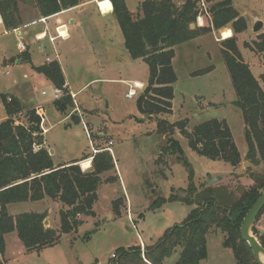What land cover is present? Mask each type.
Masks as SVG:
<instances>
[{
    "label": "rangeland",
    "instance_id": "374dc122",
    "mask_svg": "<svg viewBox=\"0 0 264 264\" xmlns=\"http://www.w3.org/2000/svg\"><path fill=\"white\" fill-rule=\"evenodd\" d=\"M142 1L126 0V3L131 11L137 12ZM174 1L179 4L185 2ZM232 1L249 22L248 29L237 34L239 49L255 77L260 78L264 73V60L245 43L253 42L264 32V28L258 33L253 31L256 19L264 21V0ZM18 7L24 22L19 28L27 31L23 39L29 44L32 61L18 62L22 54L17 48L20 36L17 31H6V27L0 24V121L7 118L1 94L15 93L24 106L17 123L27 122V110L30 108L45 109L42 121L45 146L50 144L54 149L52 156L55 164L92 155L99 148L109 147L111 150L112 147L116 169L102 174L104 181L98 187V198L94 204L96 215L82 216L84 222L77 232L63 234L57 245L40 253L23 251L17 232L8 233L5 238L8 251L1 256L6 258L5 264H108L118 258L113 254H117L120 248L128 249L143 243L141 247L144 251L145 246L154 244L170 228L182 224L193 206L171 201L170 197L173 194L184 195V189L189 185V169L177 159V155L164 151L171 135L179 140L193 170L194 182L199 187L209 184L239 187V182L246 184L247 180L253 181L249 176L252 170L264 173V163L258 168L256 166L259 165L250 164L248 160L245 169L241 166L233 173L236 169L232 165L210 160L195 152L181 130L176 129L173 134L158 130L160 120L170 123L187 120L189 131L210 119L226 120L239 150H247L244 118L241 109L234 103L237 96L223 56L222 40L216 39L217 36L221 39V35L207 33L175 47L173 65L177 81L174 84L173 112L149 117L137 107V98L143 90H138L133 98L126 97L134 80L142 82L144 89L147 87L150 70L145 61L130 56L119 24L99 20L93 6L66 12L62 20L68 24L70 37L57 39L55 46L60 52L58 60L65 69L69 89L76 95L74 99L70 93L73 105L62 112L54 104L56 87L31 75V65L46 62V55L56 59L49 39L36 40L35 35L42 31L37 27H28L27 20L37 14L34 1L18 0ZM207 7L204 6L202 15L210 23L211 14L208 15ZM73 15L78 17L75 23L70 22ZM96 19L109 24L100 31L102 38L92 26ZM51 21L54 23L55 19ZM43 45L44 50L41 51L39 46ZM11 57L13 59H9ZM207 68L211 69L196 74V71ZM261 84L264 88L263 82ZM43 91L47 94L44 95ZM64 92L62 90V96ZM82 161L79 163L84 170ZM235 174L240 175L234 177ZM112 175H119V179L105 181ZM229 177L234 183H227L226 178ZM215 178L217 180L212 181ZM118 198H122L124 204L121 205L120 215L114 211V201ZM63 208L66 206L62 202L48 197L8 205L11 215L46 212L47 219L51 221L46 226L53 228L60 227V211ZM86 234L90 238L86 239ZM224 239L222 231L208 234L209 256L201 264H237L233 251L224 246ZM181 250L178 247L163 264H175Z\"/></svg>",
    "mask_w": 264,
    "mask_h": 264
},
{
    "label": "trees",
    "instance_id": "16d2710c",
    "mask_svg": "<svg viewBox=\"0 0 264 264\" xmlns=\"http://www.w3.org/2000/svg\"><path fill=\"white\" fill-rule=\"evenodd\" d=\"M43 17L52 16L76 7L80 0H33ZM113 6H112V3ZM114 16L122 30L124 45L133 59H142L150 70L148 85L137 98V107L143 114L153 117L173 112L174 84L177 74L173 59L175 47L213 29L222 32V52L227 63L237 99L234 103L241 109L245 122V138L248 145L246 159L253 165L264 162V73L255 77L250 65L245 62L237 43V34L248 29V22L233 5L232 0H185L177 6L174 0H143L137 12L129 9L126 0H111ZM203 2L211 14V24L196 25L203 14ZM0 15L6 30L21 27L18 0H0ZM232 30H231V29ZM246 47L260 54L264 60V32ZM24 59L30 54L25 52ZM211 68L196 71L202 74ZM35 70L44 74L56 88L64 90L54 104L65 112L73 99L66 89V79L57 60L47 62ZM7 118L0 122V264L6 249L5 236L17 232L27 253H40L57 245L63 234L77 232L83 224L82 216H95L94 204L98 187L104 181L102 174L116 169V161L109 147L99 148L92 155L84 156L67 164L55 166L53 156L45 146L42 117L35 108L27 110V122L17 123L24 106L20 99L8 93L1 94ZM187 120L170 123L160 120L158 130L173 134L181 130L189 146L199 155L213 161H222L237 167L242 155L233 132L226 120L210 119L187 129ZM34 145L38 150H34ZM164 151L177 155V159L189 169V185L184 195L173 194L171 201H180L193 206L182 224L170 228L152 245L120 248L108 264H163L178 247L181 255L175 264H201L208 257V233L219 229L225 234L224 246L233 251L237 264H258L248 242L241 236V225L246 213L264 190V173L250 172L251 184L237 183L197 186L193 170L178 139L169 137ZM87 159V160H85ZM84 169L82 170L79 162ZM119 175L109 176L114 182ZM46 197L62 202L66 208L60 211V227H47L46 212H23L11 215L8 205L39 201ZM125 201V198H124ZM123 199L114 201L116 215L121 214ZM264 214V209L260 218ZM258 217V221L259 218ZM253 233L264 246V234L253 227ZM90 238L89 234L84 236Z\"/></svg>",
    "mask_w": 264,
    "mask_h": 264
},
{
    "label": "crops",
    "instance_id": "0c3cea01",
    "mask_svg": "<svg viewBox=\"0 0 264 264\" xmlns=\"http://www.w3.org/2000/svg\"><path fill=\"white\" fill-rule=\"evenodd\" d=\"M110 1L111 0H80V4L78 5V6H76V7H73V8H70V9H67V10H64V11H62V12H59V14L57 15V16H48V17H43V16H41L40 15V13H39V10H38V8L37 7H35L34 8V11L35 12H37V14H36V16L34 17V18H32L31 20H27V24H28V27H37V28H39V31H47L48 32V34L51 36V35H54V27H55V22L54 23H52V21H51V19H55V21H56V19H61L62 20V17H63V15H65V13L66 12H69V11H76V10H79V9H81V8H84V7H87V6H93V10H94V12H96L97 14H98V18H99V20H102V21H106V22H108V21H112V22H117V20H116V18H115V16H114V12H113V10H114V7H112L113 6V3H112V1H111V3H112V6H111V4H110ZM98 2H100L101 4H102V6H103V8L104 9H109L108 10V12H103L102 10H100V8H99V6H98ZM176 3V2H175ZM176 5L177 6H180V5H182V4H179V3H176ZM205 7H206V5H205ZM208 13V15H209V12H207ZM97 14H96V16H97ZM42 18H46V23L45 22H43V21H40V19H42ZM77 15H73L71 18H70V22L71 23H75L76 21H77ZM201 19V20H200ZM98 19H96V20H94V22L92 23V26H93V28L95 29V31H96V33H97V35L99 34V35H101V38H102V34H101V30H104V28H107L108 26H109V24L108 23H106V25L103 23V22H100ZM118 23V22H117ZM0 24H3L4 25V23H3V19H2V16L0 15ZM54 24V25H53ZM208 25V23L206 22V20H205V16L204 15H201V16H199L198 17V19H197V23H196V25H198V26H205V25ZM248 26H249V22H248ZM227 28H229V27H226V28H223V29H220V30H215V29H213L211 32H209V33H218L219 35H221V39L219 38V36H217V40L218 41H220V40H223L222 39V32H223V30H225V29H227ZM34 29V28H33ZM231 29V28H230ZM232 30V29H231ZM6 31H10V30H6ZM13 31H17V33H18V35L20 36V38L21 39H23V34H24V32L25 33H27V31H23V29H21V28H17V29H14ZM243 33V32H242ZM70 34V33H69ZM200 37V36H199ZM48 39H49V37H47ZM198 38V37H197ZM46 39V38H45ZM96 39V38H95ZM194 39H196V38H194ZM24 40V39H23ZM193 40V39H192ZM41 41V40H40ZM39 41V42H40ZM190 41V40H189ZM18 42H19V40H18ZM18 42H17V44H18ZM49 42H50V44L52 45V47H51V45H50V47L52 48V50L54 51V53H55V56H56V59H53L52 61H54V60H57L59 63H60V65H61V67H62V70H63V72H64V75H65V79H66V84H65V87H66V89H68V91H69V93H72L73 95H74V99H75V93H73L70 89H69V82H68V80H67V78H66V74H65V69H64V67H63V65H62V63H61V61H59L58 59H59V57H60V52L57 50V48H56V46H55V42H51L50 40H49ZM45 47H47L46 46V44H45ZM17 48H18V45H17ZM39 49L41 50V51H43L44 50V45L43 46H39ZM19 50V49H18ZM20 52V51H19ZM28 53L30 54V59L29 60H26V59H24V56H25V53L24 54H21V56L19 57L20 58V60L18 61V62H23V61H25V62H31L32 61V54H31V52H29L28 51ZM48 57V55H46V58ZM9 59H13V57H11V58H9ZM8 59V60H9ZM48 61H46V62H43L42 64H39V65H35V64H32L31 65V75L34 77H38V78H41V79H44L45 80V82H48V83H51L52 85H54L44 74H42V73H39L38 71H36L35 70V67H39V66H41V65H43V64H45V63H47ZM25 76L27 77V75L25 74ZM134 81H136V80H134ZM137 82H139V83H142V82H140V81H137ZM8 94H11V95H14V96H16V97H18L19 99H20V96L19 95H16L15 93H12V92H8ZM20 101H21V99H20ZM55 101V100H54ZM22 102V101H21ZM38 107H40V106H38ZM37 107V108H38ZM56 107V106H55ZM43 111L45 112V109L43 108ZM67 113V112H66ZM68 116V115H67ZM2 119V118H1ZM43 119H44V116H43V118H42V121H43ZM0 122H2V121H0ZM44 133H45V131H44ZM45 137V136H44ZM45 142H46V139H45ZM49 145L50 144H47V147H49ZM94 151H96V150H94ZM111 151H112V147H111ZM240 153H241V155H242V163L239 165V166H237V167H234L233 169H236L233 173H236V171L237 170H239V168H241V166H242V168L243 169H245V165H246V163L248 162L247 161V159H246V156H247V153H248V145H247V150L245 151V152H242L241 150H240ZM84 156H81L80 158H77V159H82ZM74 160H76V159H74ZM87 160V159H86ZM73 161V160H72ZM71 162V161H70ZM70 162H67V163H70ZM67 163H65V162H63V163H59V164H55V166H59V165H62V164H67ZM250 163V162H249ZM264 162H262L261 164H263ZM251 164V163H250ZM260 164V165H261ZM260 165L259 166H256V167H260ZM251 172H253V170L251 171ZM241 174V173H240ZM240 174H235L234 175V177L235 176H237V175H240ZM243 174V173H242ZM245 178V177H244ZM233 178H226V180H228L227 181V183H234L233 181L234 180H232ZM225 181V180H224ZM253 181H245V183L246 184H251ZM230 186H232V185H230ZM49 220V223H51V221H50V219H48ZM257 226H258V228L260 229V231L264 234V214L262 215V217L260 218V220L257 222ZM218 231H221V230H219V229H212L208 234H210L211 232H218ZM225 235V234H224ZM5 238H6V236H5ZM207 238H208V236H207ZM5 242H6V249H5V253L8 251V247H7V241H6V239H5ZM224 242V241H223ZM143 245V243L141 244V246ZM144 246V245H143ZM23 247H24V245H23ZM23 251H25V247H24V249H23ZM5 253H4V255H5ZM208 256H209V254H208ZM5 258V257H4ZM208 258V257H207ZM206 258V259H207ZM6 259V258H5Z\"/></svg>",
    "mask_w": 264,
    "mask_h": 264
},
{
    "label": "water",
    "instance_id": "95a60500",
    "mask_svg": "<svg viewBox=\"0 0 264 264\" xmlns=\"http://www.w3.org/2000/svg\"><path fill=\"white\" fill-rule=\"evenodd\" d=\"M196 24L192 23L191 28H195ZM264 28V21L261 19H256L253 25L254 32H260ZM49 153L52 155L54 153V149L48 147ZM97 152V151H96ZM80 164V163H79ZM217 178L212 181H216ZM264 209V190L257 198V200L250 207L245 217L243 218V222L241 225V236L242 239L250 245L253 255L258 262V264H264V246L258 240L257 236L253 233V227L255 226L258 217L260 216L262 210ZM44 224H49V220L46 218L44 220Z\"/></svg>",
    "mask_w": 264,
    "mask_h": 264
},
{
    "label": "built area",
    "instance_id": "2783aa9c",
    "mask_svg": "<svg viewBox=\"0 0 264 264\" xmlns=\"http://www.w3.org/2000/svg\"><path fill=\"white\" fill-rule=\"evenodd\" d=\"M98 6H99L100 10H102L100 5H99V3H98ZM203 6H205L204 2H203ZM58 14L59 13L54 14L52 16H57ZM41 21L46 22V18H42ZM54 31H55V34L51 35V36L48 34L47 31L39 32V33H37L35 35V39L36 40H43V39L49 37V40L51 42H55L59 38L60 39H68L70 37L68 24L66 22H64L63 20H61V19H56ZM28 46H29V44L27 42H24V40L21 39V38L19 39L18 49H19L20 53L23 54L24 52L28 51L29 50ZM46 61L50 62V61H52V59L50 57H47ZM144 87H145V85L143 83L138 84L137 81H134V83L130 86V88H129L127 94H126V97L133 98L134 96H136L138 94V90L142 91V90H144ZM42 93L44 95L47 94L46 91H43ZM53 97H54V99H60L62 97V89L56 88L54 90ZM38 108H40V107H38ZM41 109L42 110L37 109L36 111L43 118L44 111H43L42 107H41ZM110 144H112V142H110ZM34 150L35 151L38 150V146L37 145H34ZM113 257H116V253L113 254Z\"/></svg>",
    "mask_w": 264,
    "mask_h": 264
},
{
    "label": "bare ground",
    "instance_id": "6f19581e",
    "mask_svg": "<svg viewBox=\"0 0 264 264\" xmlns=\"http://www.w3.org/2000/svg\"><path fill=\"white\" fill-rule=\"evenodd\" d=\"M98 3H99V5H100V7H101V9H102L103 12H108L109 9H104L103 6H102V4L100 2H98ZM138 84H140V83L138 82Z\"/></svg>",
    "mask_w": 264,
    "mask_h": 264
}]
</instances>
